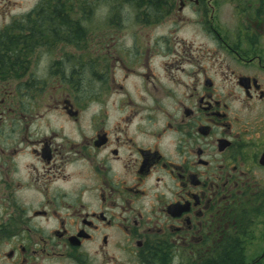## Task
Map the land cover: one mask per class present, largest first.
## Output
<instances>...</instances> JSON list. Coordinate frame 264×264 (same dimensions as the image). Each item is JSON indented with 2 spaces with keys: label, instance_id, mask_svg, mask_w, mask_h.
Segmentation results:
<instances>
[{
  "label": "flooded vegetation",
  "instance_id": "af4514ba",
  "mask_svg": "<svg viewBox=\"0 0 264 264\" xmlns=\"http://www.w3.org/2000/svg\"><path fill=\"white\" fill-rule=\"evenodd\" d=\"M167 7L21 36L0 264H264V0Z\"/></svg>",
  "mask_w": 264,
  "mask_h": 264
},
{
  "label": "trees",
  "instance_id": "16d2710c",
  "mask_svg": "<svg viewBox=\"0 0 264 264\" xmlns=\"http://www.w3.org/2000/svg\"><path fill=\"white\" fill-rule=\"evenodd\" d=\"M132 5L137 18L161 19L167 14L168 4L176 0H117L119 3ZM92 9L89 0H40L27 15L0 31V75L15 79L18 76L17 66L22 35L28 50L37 45H49L51 36L62 27H72V35H93L90 28L81 26V20L88 22L90 16L86 11ZM70 21V22H69ZM69 27V28H70ZM64 31L62 30L61 33ZM68 33L70 31L68 30Z\"/></svg>",
  "mask_w": 264,
  "mask_h": 264
},
{
  "label": "rangeland",
  "instance_id": "374dc122",
  "mask_svg": "<svg viewBox=\"0 0 264 264\" xmlns=\"http://www.w3.org/2000/svg\"><path fill=\"white\" fill-rule=\"evenodd\" d=\"M116 1L117 0H89L92 9L86 12L90 16L88 17L87 24L86 20H81V26L90 28L93 35H96L100 33L102 27L111 23L110 21H105L106 18L113 19L123 17L128 19L123 23L124 32L122 33L131 34L138 32V26L134 25V23L129 20L133 14L131 9L132 5L121 3L120 1V4H117ZM39 2L40 0H0V31L11 26L16 19H20L30 13ZM117 12L122 14V16L117 15ZM57 29H59L58 34H61L62 29H60V27Z\"/></svg>",
  "mask_w": 264,
  "mask_h": 264
}]
</instances>
